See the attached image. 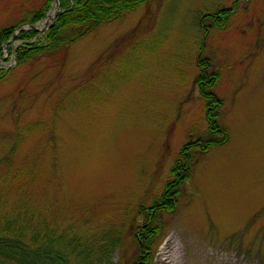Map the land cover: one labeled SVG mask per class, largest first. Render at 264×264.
I'll return each instance as SVG.
<instances>
[{
	"label": "rangeland",
	"instance_id": "obj_1",
	"mask_svg": "<svg viewBox=\"0 0 264 264\" xmlns=\"http://www.w3.org/2000/svg\"><path fill=\"white\" fill-rule=\"evenodd\" d=\"M235 1L150 0L58 60L18 65L6 48L0 217L20 201L29 216L89 240L117 228L119 249L97 264H132L142 208L162 193L183 145L208 138L195 82L202 56L220 71L214 92L229 141L200 153L162 215L151 264H264V0H240L216 26L211 15ZM38 3L0 0V27Z\"/></svg>",
	"mask_w": 264,
	"mask_h": 264
},
{
	"label": "trees",
	"instance_id": "obj_2",
	"mask_svg": "<svg viewBox=\"0 0 264 264\" xmlns=\"http://www.w3.org/2000/svg\"><path fill=\"white\" fill-rule=\"evenodd\" d=\"M150 0H60V12L49 28L40 36L39 30L20 29L16 40L20 44L10 54H15L17 64L24 65L31 60L49 57L60 59L68 46L84 38L106 23L122 20ZM222 7L211 16L216 26L223 27L235 10L237 2ZM53 0H39L37 6L24 13L22 18L0 27V56L5 54V44L11 40L23 24H37L43 21L52 8ZM199 73L196 84L204 100L208 121V138L191 140L183 145L170 171L171 178L165 183L160 195L153 198L149 207L142 208L144 220L135 233L138 242V256L132 264H151L157 243L162 238L165 223L163 213L172 212L182 186L193 176V166L200 153L223 145L229 141V133L220 124L224 105L214 87L220 79V71L212 70L208 58H198ZM12 69L0 66V82L5 81ZM1 205V204H0ZM14 215L7 213L0 217V264H97L109 260L112 251L119 249L120 230L113 229L100 239H91L78 233L72 225L66 230L58 229L43 220L40 212H32L23 202L13 206Z\"/></svg>",
	"mask_w": 264,
	"mask_h": 264
},
{
	"label": "water",
	"instance_id": "obj_3",
	"mask_svg": "<svg viewBox=\"0 0 264 264\" xmlns=\"http://www.w3.org/2000/svg\"><path fill=\"white\" fill-rule=\"evenodd\" d=\"M56 3H57V8H56V11L54 13V15L52 17H50L49 15L45 18V26L42 27V28H39L36 24H23L21 25L18 29H17V32L20 30V29H24V28H32L34 30H39L41 31L42 33L45 32L48 27L51 25L50 23L54 21L56 15L59 13L60 11V1L59 0H55ZM17 32L13 35L12 39L8 42V43H12L14 40H15V37L17 35ZM8 43H6L5 45H7ZM5 53H7V50L5 49ZM6 56H0V59H4Z\"/></svg>",
	"mask_w": 264,
	"mask_h": 264
},
{
	"label": "bare ground",
	"instance_id": "obj_4",
	"mask_svg": "<svg viewBox=\"0 0 264 264\" xmlns=\"http://www.w3.org/2000/svg\"><path fill=\"white\" fill-rule=\"evenodd\" d=\"M53 16V14H50V17H52Z\"/></svg>",
	"mask_w": 264,
	"mask_h": 264
}]
</instances>
